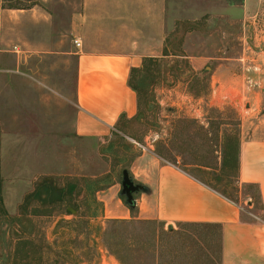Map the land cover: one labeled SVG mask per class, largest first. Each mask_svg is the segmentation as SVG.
Wrapping results in <instances>:
<instances>
[{
  "label": "rangeland",
  "instance_id": "1",
  "mask_svg": "<svg viewBox=\"0 0 264 264\" xmlns=\"http://www.w3.org/2000/svg\"><path fill=\"white\" fill-rule=\"evenodd\" d=\"M80 1L0 0V264H122L111 253L119 240L183 249L176 264H219L215 227L175 224L170 232L156 221L113 217L118 213H104L106 193L99 192L116 184L107 206L115 208L118 198L120 207L133 205L122 170L138 154L131 140L143 144L149 134H162L151 142L166 160L183 154L185 162L208 165L221 153L220 130L232 150L239 135L264 138V0H255L245 19L220 9L226 2L239 15L243 0H168V55L160 58L153 112L130 125L135 139L74 132L77 56L69 20ZM218 174L207 181L246 217L264 220L256 187L239 185L232 165ZM43 177L59 186L76 179L82 192L71 202H25ZM145 248L135 257L152 264L155 255Z\"/></svg>",
  "mask_w": 264,
  "mask_h": 264
},
{
  "label": "crops",
  "instance_id": "2",
  "mask_svg": "<svg viewBox=\"0 0 264 264\" xmlns=\"http://www.w3.org/2000/svg\"><path fill=\"white\" fill-rule=\"evenodd\" d=\"M254 1L243 0L239 15L226 2L220 9L245 19ZM69 24L73 41L79 43L74 132L81 137H110L120 115L132 118L137 113L136 93L127 82L130 68L141 66L145 57H164L168 0H81ZM159 134L146 135L145 150L134 144L138 154L129 165V178L136 186L133 205L120 207L118 198L115 208L107 206V196H113L116 188L113 184L99 192L106 193V200L101 199L104 213L110 208L118 213L113 217L156 221L169 230L175 224L215 227L219 264H264V220L246 217L239 203L207 181L209 173L217 176L230 169L225 156L233 151L237 183L255 186L264 205V138L239 135L232 150L229 134L220 130L221 153L214 165H208L185 162L183 154L166 160L152 146L155 137L161 139Z\"/></svg>",
  "mask_w": 264,
  "mask_h": 264
},
{
  "label": "trees",
  "instance_id": "3",
  "mask_svg": "<svg viewBox=\"0 0 264 264\" xmlns=\"http://www.w3.org/2000/svg\"><path fill=\"white\" fill-rule=\"evenodd\" d=\"M9 8H20V6L16 5H9ZM164 57L168 55L167 49L165 48L163 50ZM160 58L155 57H145L143 58L142 64L139 67H131L129 70V76H128V86L136 93V100H137V113L132 118H127L125 115H120L115 128L116 133L113 132L112 134H120L123 138L125 136L131 137L133 139L136 138V134L132 132L130 125L134 122H143L145 123L146 115L148 112H153V109L155 108V95H154V87L156 84L160 82L161 78V70H160ZM118 133V134H117ZM231 151V150H230ZM226 158V159H225ZM225 165L234 166L237 167V158L233 151L229 152L227 156H225ZM128 171V170H127ZM129 174V171H128ZM52 179L49 177H43L40 179L36 185L34 190L29 193L25 197V202H28L32 197H36L40 201H46L47 203H63L65 201L71 202L72 199H74L76 196H78L83 189L82 184H79V182L76 179L70 180L67 178V181L62 184L58 185L56 182H52ZM87 180H83V184H87ZM257 189V188H256ZM224 194V193H223ZM225 195V194H224ZM257 196L259 198L258 190H257ZM0 210L3 211V202L2 198L0 196ZM134 220V222L138 221L140 223H154L155 221L150 220ZM131 220L127 219H112L110 222L113 224H128V223H134L131 222ZM162 225V224H161ZM192 225L193 224H189ZM198 226V225H195ZM200 226V225H199ZM208 226V225H207ZM211 226V225H209ZM214 226V225H212ZM170 232H173L171 230ZM117 244L116 248L113 247L111 253L117 257V259L122 264H134L135 262H138L136 255L134 252L137 250L148 249L150 255H155V260H152V264H174L177 263L178 259V252H183V249L181 251H178L177 247H171V246H164L159 244H127L124 241H117L115 242ZM168 249L169 256L168 259H165L163 257V261H159L158 259L164 255L165 251ZM111 250V248H110ZM176 252V253H175ZM159 261V262H158ZM175 263V264H176ZM143 264H145L143 262Z\"/></svg>",
  "mask_w": 264,
  "mask_h": 264
},
{
  "label": "water",
  "instance_id": "4",
  "mask_svg": "<svg viewBox=\"0 0 264 264\" xmlns=\"http://www.w3.org/2000/svg\"><path fill=\"white\" fill-rule=\"evenodd\" d=\"M122 186H123V190L126 192L128 200L130 202L132 200L131 199V193L133 191H135L136 186L133 185V183L131 182V180L129 178L128 171L126 169L122 170Z\"/></svg>",
  "mask_w": 264,
  "mask_h": 264
},
{
  "label": "built area",
  "instance_id": "5",
  "mask_svg": "<svg viewBox=\"0 0 264 264\" xmlns=\"http://www.w3.org/2000/svg\"><path fill=\"white\" fill-rule=\"evenodd\" d=\"M74 43H75V45L76 46H78L79 45V43L75 40L74 41ZM135 145H137L138 146V148H140L141 150H145L146 148H147V146H145L144 144H140V143H138V142H136L135 140H131ZM111 264V263H107L106 261L104 262V260H103V262H101V264ZM114 264H117V263H114Z\"/></svg>",
  "mask_w": 264,
  "mask_h": 264
}]
</instances>
